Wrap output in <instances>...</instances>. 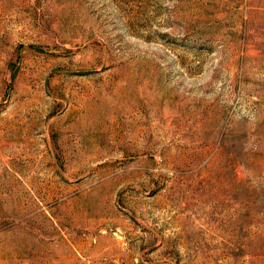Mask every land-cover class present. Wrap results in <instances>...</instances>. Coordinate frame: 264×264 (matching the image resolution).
<instances>
[{
    "label": "rangeland",
    "instance_id": "374dc122",
    "mask_svg": "<svg viewBox=\"0 0 264 264\" xmlns=\"http://www.w3.org/2000/svg\"><path fill=\"white\" fill-rule=\"evenodd\" d=\"M0 264H264V0H0Z\"/></svg>",
    "mask_w": 264,
    "mask_h": 264
}]
</instances>
